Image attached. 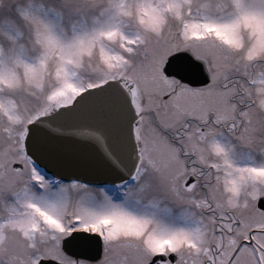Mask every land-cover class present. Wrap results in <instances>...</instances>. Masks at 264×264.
Masks as SVG:
<instances>
[{
	"label": "snow or ice",
	"instance_id": "snow-or-ice-1",
	"mask_svg": "<svg viewBox=\"0 0 264 264\" xmlns=\"http://www.w3.org/2000/svg\"><path fill=\"white\" fill-rule=\"evenodd\" d=\"M0 264H264V0H0Z\"/></svg>",
	"mask_w": 264,
	"mask_h": 264
}]
</instances>
